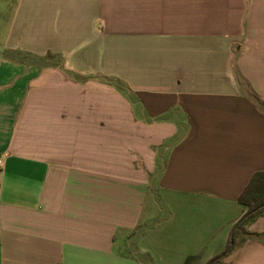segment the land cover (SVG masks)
Segmentation results:
<instances>
[{"label":"crops","instance_id":"crops-1","mask_svg":"<svg viewBox=\"0 0 264 264\" xmlns=\"http://www.w3.org/2000/svg\"><path fill=\"white\" fill-rule=\"evenodd\" d=\"M256 99L264 0H0V264H204L264 172Z\"/></svg>","mask_w":264,"mask_h":264},{"label":"trees","instance_id":"trees-1","mask_svg":"<svg viewBox=\"0 0 264 264\" xmlns=\"http://www.w3.org/2000/svg\"><path fill=\"white\" fill-rule=\"evenodd\" d=\"M264 109V103L257 100ZM237 201L242 207V213L232 225L226 244L222 250L214 254L204 264H223V260L237 247L246 236H252L264 244V234H251L247 226L264 213V172L252 174ZM189 264H194L193 262Z\"/></svg>","mask_w":264,"mask_h":264},{"label":"rangeland","instance_id":"rangeland-1","mask_svg":"<svg viewBox=\"0 0 264 264\" xmlns=\"http://www.w3.org/2000/svg\"><path fill=\"white\" fill-rule=\"evenodd\" d=\"M153 193H154V195H155V197H158L159 198V192L158 191H153ZM163 215H164V213H163ZM143 264H147V262H144ZM151 264H154L152 261H151Z\"/></svg>","mask_w":264,"mask_h":264}]
</instances>
